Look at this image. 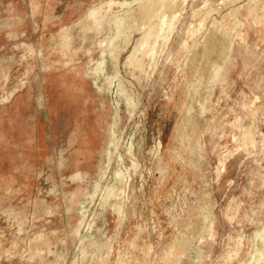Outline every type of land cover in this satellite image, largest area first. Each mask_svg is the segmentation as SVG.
Wrapping results in <instances>:
<instances>
[{
    "label": "rangeland",
    "instance_id": "1",
    "mask_svg": "<svg viewBox=\"0 0 264 264\" xmlns=\"http://www.w3.org/2000/svg\"><path fill=\"white\" fill-rule=\"evenodd\" d=\"M0 264H264V0H0Z\"/></svg>",
    "mask_w": 264,
    "mask_h": 264
},
{
    "label": "bare ground",
    "instance_id": "2",
    "mask_svg": "<svg viewBox=\"0 0 264 264\" xmlns=\"http://www.w3.org/2000/svg\"><path fill=\"white\" fill-rule=\"evenodd\" d=\"M112 1H113V0H112ZM108 3H109V2H108ZM157 3H158V2H157ZM120 4H121V3H120ZM169 4H170V3H169ZM163 5H164V4H163ZM170 5H171V4H170ZM140 6H141V5H140ZM150 6H152V5H150ZM171 6H173V4H172ZM171 6H170V7H171ZM137 8H138V7H137ZM140 8H141V7H140ZM150 8H151V7H150ZM163 8H164V6H163ZM172 8H173V7H172ZM172 8H171V9H172ZM156 9H157V8H156ZM158 9H161V6H160V8H158ZM158 9H157V10H158ZM167 9H169V7H168ZM96 11H97V9H96ZM141 11H142V10H141ZM94 12H95V11H94ZM138 12H139V10H138ZM159 12L164 13V12H162V10H161V11L159 10ZM91 13H92V12H91ZM143 13H144V12H143ZM88 14H89V12H88ZM92 14H93V13H92ZM141 14H142V13H141ZM164 14H165V13H164ZM164 14H163V15H164ZM147 15H150V14H147ZM147 15H146V16H147ZM161 15H162V14H161ZM165 16H166V15H165ZM174 16H175V12H174V14L172 15V17H174ZM137 17H138V16H137ZM137 17H136V18H137ZM147 17H148V16H147ZM147 17H146V18H147ZM159 17H160V16H159ZM167 17H168V16H167ZM140 18H141V16H140ZM109 19H110V18H109ZM121 19H122V18H121ZM163 19H164V18H163ZM113 20H114V19H113ZM124 20H125V19H124ZM133 20H134V19H133ZM137 20H138V19H137ZM160 20H161V18H160ZM171 20H172L171 17H170L169 19H167V20H166V17H165V20H162L161 23H160V22L158 23V26H160V24H161V28H160V29H161V31H162V34L166 31V29H168V28L170 27V22H171ZM94 21H95V20H94ZM94 21H93V22H94ZM139 21H140V19H139ZM141 21H142V20H141ZM141 21H140V22H141ZM145 21H146V20H145ZM99 22H100V21L97 20V21H96V25H100ZM129 22H131V20H130ZM152 22H154V21H152ZM234 22H235V21H234ZM144 23H145V22H144ZM156 23H157V22H156ZM119 24H120V26H119ZM141 24H143V23L141 22ZM151 24H152V23H151ZM151 24H150V25H151ZM96 25H95V26H96ZM116 25H117V26H115V27H116L117 29L120 27V28H119V29H120L119 32H121V27H122V26H121V23H120V22H119L118 24L116 23ZM148 25H149V24H148ZM152 25H153V24H152ZM152 25H151V26H152ZM140 26H143V25H140ZM140 26H139V27H140ZM158 26H156V27H157V30L154 29V28H155L154 25H153L152 27H154L153 29L156 30L157 33H158V32L160 33L161 31H158V30H160ZM125 28H126V27H125ZM117 29H116V30H117ZM147 29H149V30H146V31H144V32H145L146 35H149V34L147 33V31L150 33V31H151V27H149V28H147ZM119 32H118V33H119ZM156 32H155L156 36L154 37L155 39H156V37H157V33H156ZM114 33H115V32H114ZM153 33H154V31H153ZM142 34H143V33H142ZM151 34H152V32H151ZM162 34H161V35H162ZM164 34H165V33H164ZM116 35H117V34H116ZM146 35H145V36H146ZM153 35H154V34H153ZM114 36H115V35H114ZM145 36H144V37H145ZM144 37H143V38H144ZM150 37H151V35H150ZM138 39H140V37H139ZM138 39H137V40H138ZM147 39H149V38L147 37ZM138 42H139V40H138ZM140 42H142V41H140ZM143 42H145V41H143ZM143 42H142V43H143ZM154 42H155V40H153V42H152L151 45L149 46V47H150V48H149L150 50H148V53H149V51H150V54H152L151 52H152V49H153L152 46H153ZM102 43H103V42H102ZM137 44L139 45V47L142 46L140 43H137ZM145 44H147V43H145ZM145 44H144V45H145ZM135 45H136V43H135ZM133 47H134V49H135L136 46H133ZM141 48H143V46L139 48L140 51H141ZM147 49H148V48H146V50H147ZM137 50H138V48H137ZM143 50H145V49H143ZM131 51H133V50H131ZM87 52H89V51H87ZM134 52H136V50H135ZM132 53H133V52H132ZM132 53H131V55H133ZM144 53H146V52H144ZM144 55H145V54H144ZM127 56H130V54L127 55ZM141 57H142V56H141ZM139 60H140V58H139ZM97 67H98V66H95V67H91V68L86 69V70H85V73H84V76H91V77H92V76L95 74V73H94L95 71L98 72ZM93 73H94V74H93ZM92 74H93V75H92ZM96 74H97V73H96ZM97 76H98V74H97ZM97 76H96V78H97ZM94 80H95V79H93V81H94ZM95 82H96V81H95ZM95 82H94V83H95ZM94 83H93V84H94ZM94 85H95V84H94ZM95 87H96V85H95ZM97 87H98V85H97ZM108 143H109V144H108ZM108 143H107L108 145H110V143L112 144L111 141L108 142ZM107 154L110 155V152L107 153ZM109 157H110V156H109ZM108 162H109V161H108ZM119 175H120V174H119ZM119 177H120V176H119ZM95 186H97V185H95Z\"/></svg>",
    "mask_w": 264,
    "mask_h": 264
}]
</instances>
